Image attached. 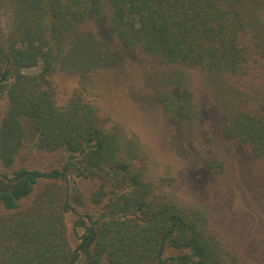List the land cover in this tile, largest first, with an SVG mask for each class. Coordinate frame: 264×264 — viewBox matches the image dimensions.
<instances>
[{
  "label": "trees",
  "instance_id": "trees-1",
  "mask_svg": "<svg viewBox=\"0 0 264 264\" xmlns=\"http://www.w3.org/2000/svg\"><path fill=\"white\" fill-rule=\"evenodd\" d=\"M107 1L108 30L166 63L151 80L170 125L186 134L200 101L211 102L224 138L264 176V0ZM4 2L0 264H264V232L228 236L207 207L183 200L174 175L151 167L138 135L85 96V74L58 104L59 62L81 24L103 15L104 0ZM214 161L203 168L216 178L222 170ZM70 187L83 212L71 204ZM70 212L82 230L75 247Z\"/></svg>",
  "mask_w": 264,
  "mask_h": 264
},
{
  "label": "rangeland",
  "instance_id": "rangeland-1",
  "mask_svg": "<svg viewBox=\"0 0 264 264\" xmlns=\"http://www.w3.org/2000/svg\"><path fill=\"white\" fill-rule=\"evenodd\" d=\"M104 4L103 15L89 17L81 24L76 42L59 62L54 76L58 104L68 100L79 85L80 75L85 74L89 80L85 96L104 114L138 135L151 167L158 174L174 175L175 191L183 200L207 207L216 227L228 236L230 233L251 239L264 232V176L254 171L255 163L242 147L224 138L217 107L201 100L194 128L186 134L171 126L155 100L151 80L153 71L166 67V63L139 45H123L108 30L110 6L107 0ZM9 16L4 0H0V22L4 27ZM38 70L39 66L24 71ZM5 105L6 99L0 98V114ZM35 160L45 165L43 157ZM205 160L220 164L222 172L216 178L203 168ZM196 163L202 167L194 168ZM74 190L70 187V202L83 212L82 200ZM75 218L72 212L65 217L72 247L79 241L76 233H82L73 227ZM177 253L172 248L166 251ZM77 264H83V259Z\"/></svg>",
  "mask_w": 264,
  "mask_h": 264
}]
</instances>
